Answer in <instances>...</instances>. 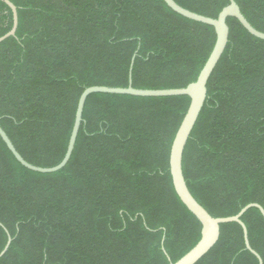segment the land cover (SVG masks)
<instances>
[{
	"label": "trees",
	"instance_id": "1",
	"mask_svg": "<svg viewBox=\"0 0 264 264\" xmlns=\"http://www.w3.org/2000/svg\"><path fill=\"white\" fill-rule=\"evenodd\" d=\"M15 37L0 43V126L29 164L61 162L78 99L92 86L143 90L195 82L214 28L163 0H9ZM216 19L228 0H174ZM264 32V0H234ZM227 46L207 82L184 148L194 199L215 218L264 209V40L228 18ZM12 27L0 1V37ZM187 96L87 97L74 149L54 173L19 164L0 138V264H171L200 239L201 224L177 197L169 172ZM264 264V218H241ZM196 264H258L236 223Z\"/></svg>",
	"mask_w": 264,
	"mask_h": 264
},
{
	"label": "water",
	"instance_id": "2",
	"mask_svg": "<svg viewBox=\"0 0 264 264\" xmlns=\"http://www.w3.org/2000/svg\"><path fill=\"white\" fill-rule=\"evenodd\" d=\"M3 2L12 13V27L11 29L0 37V43L9 37H15L18 17L17 8L9 0H0ZM164 3L173 12L187 18L189 20L203 23L214 28L216 40L214 47L205 62L203 68L199 72L195 82L190 83L185 88L177 89H163V90H143L135 89L131 86V69H129V85L126 88L106 87V86H92L86 88L80 95L77 103L76 113L72 131L69 137L68 145L63 159L59 164L50 168H42L27 163L20 154L16 151L10 139L0 126V138L14 156L16 161L26 169L37 173H54L61 170L69 161L72 151L74 149L76 137L78 134L79 126L82 120V112L87 97L95 93L103 94H116V95H129L134 97H174V96H187L190 99L188 109L175 133L173 138L170 154H169V172L171 175L172 185L174 191L186 207V209L199 221L201 224L200 239L198 242L180 259L171 264H196L201 260L217 243L220 235V226L226 223L238 224L243 232L244 245L246 250L251 252L258 260V264H263L260 256L250 247L247 230L241 218L244 213L251 209L256 208L264 218V209L255 203L244 206L237 214L229 217H212L191 195L182 171V157L186 143L190 134L196 124L199 114L203 108L207 95V82L219 62L228 43L229 27L227 25L228 18H235L241 26L253 37L264 40V32L254 29L245 17L242 15L238 5L234 0H228L226 5L218 14L216 19L202 16L186 10L176 4L174 0H163ZM11 243V237L7 233V242L0 252V258L6 253Z\"/></svg>",
	"mask_w": 264,
	"mask_h": 264
}]
</instances>
